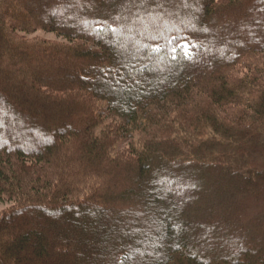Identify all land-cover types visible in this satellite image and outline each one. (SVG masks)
<instances>
[{
	"label": "trees",
	"instance_id": "trees-1",
	"mask_svg": "<svg viewBox=\"0 0 264 264\" xmlns=\"http://www.w3.org/2000/svg\"><path fill=\"white\" fill-rule=\"evenodd\" d=\"M18 1L0 0V264H264V0L177 5L144 56L127 0L80 5L85 28ZM173 37L195 55L160 73L149 46Z\"/></svg>",
	"mask_w": 264,
	"mask_h": 264
},
{
	"label": "rangeland",
	"instance_id": "rangeland-1",
	"mask_svg": "<svg viewBox=\"0 0 264 264\" xmlns=\"http://www.w3.org/2000/svg\"><path fill=\"white\" fill-rule=\"evenodd\" d=\"M20 1H21V3H19ZM20 1L14 2L12 6H8V3H7V6L9 7V10L11 11V13L14 11V9H17L19 7L23 8L24 5H28L25 0H20ZM34 1H36V0H34ZM34 1H29V2L32 4V3H34ZM50 1L51 0H47V3H44L42 8L33 9L31 12L32 14L30 13L31 16L32 15L33 16L40 15L43 18H48V16L55 14L58 18H60V17L65 18V15L69 14V15L73 16V18H70V19L77 26H80L83 28L86 27L87 17L86 16L84 17L81 14L78 15V13H76V12L79 11L80 5H82V4L89 8L90 4H88V2L90 0H61L62 2H64L66 4L65 9H62V10L61 9H59V10L53 9L52 10L50 8V4H51ZM53 1L58 2L59 0H53ZM201 1L202 0H200V2ZM200 2H199V0L196 2H195V0H186V2H185V0H163V7H156L155 3H150L147 5H140V4H132L130 2V0H127L126 7L124 8V11H123V13L128 17V21H130L129 23H127V25L132 24V21L136 18V14H138L141 17H143L144 22L147 23L149 27H148V30L145 31L143 24L139 20H136V23L131 27V29H129L128 27H126L125 29L124 28L119 29L118 30L119 35L123 38V42H126L128 47L129 46L131 47V50H132L131 52H137V54L144 56L145 53H147V49L145 47V46H147V44H146L148 42L147 40L149 39L150 36L154 35L152 33H154V31L156 29L161 31L162 25L165 24V22H167V24L169 23L173 27H176V29L179 28V25H177V23L175 24V18L178 16L179 17L181 16L179 13L176 12L177 5H183L182 6V9H183L182 14L184 16H187V19H188L191 15L199 16L202 13ZM3 7H6L5 3L2 4L1 9ZM196 7H198V8H196ZM153 16L158 17V19L155 22H153V20H152ZM19 19L26 20V19H29V16L28 17L27 16L19 17ZM184 27L187 29L195 30V32L198 30V26H196L195 24H192V23L188 24L187 26H184ZM261 29L262 28H260V30ZM204 31L205 32L208 31L207 33H209L210 30L208 28V29H205ZM36 34L40 38H43V39L62 40V39H60V37L56 36L52 32L46 33L43 31H38ZM5 39H6V36H5ZM1 42H3V37L0 40V45H1ZM149 51L153 54L154 57H156L159 60L158 68L160 70V73H167L169 71L170 66H171L170 63L167 62V58H171V54L163 53L162 51H159V52L154 51V47L151 45L149 46ZM32 55H35V54H32ZM0 56H1V50H0ZM127 56H129V55H127ZM127 58L129 59L130 57H127ZM129 63L125 64V65L127 67H130L131 65L136 66V65L141 64L142 62H141V60H139V61L134 60L133 62H131V65ZM64 65L65 64H63V63L60 64V66H64ZM118 73H119V70L116 73V75L113 74L115 77L111 78L110 77L111 75L109 74V72L105 71L104 72L105 80L114 86H119V85L122 86L125 84L126 85L132 84V81L130 79L119 77ZM5 77H6L7 81L10 80L9 78L11 77V75L9 74L8 71L5 72ZM135 79H137V78H134V80ZM30 102L32 103V101H30ZM76 106L78 107V108L76 107L77 109L83 107V106L78 105V104H76ZM53 107L54 106H52V108ZM75 113L77 115V112H75ZM75 113L73 115H75ZM75 118H76V116H71V119H75ZM26 124H31V125H28L29 127L34 126V129L33 128L30 129L32 132H36L39 130V128L36 125H32V123H30V122H26ZM44 130L45 129L42 127L39 131L41 132ZM8 131H11V130L8 129ZM51 131H52L51 129L48 131V132H50V133H48V134H50V136H52L54 134L53 132L51 133ZM41 134H43V133H41ZM41 134L37 136L34 134L30 135V133H29V136L33 137V141H37V143H38L37 146H39V147L44 142H46L48 139L44 135H41ZM20 137L25 138L23 136H20ZM28 137H26V139H28ZM9 205H10V201H0V216H1L3 211H5L7 208H9Z\"/></svg>",
	"mask_w": 264,
	"mask_h": 264
},
{
	"label": "snow or ice",
	"instance_id": "snow-or-ice-1",
	"mask_svg": "<svg viewBox=\"0 0 264 264\" xmlns=\"http://www.w3.org/2000/svg\"><path fill=\"white\" fill-rule=\"evenodd\" d=\"M130 2L132 4H140V5H147L150 3H155L156 7H163V0H130ZM186 2V0H185ZM117 19H120V17H117ZM125 20L128 19V17L124 18ZM158 19V17L153 16L152 20L153 22H155ZM136 20H139L144 27V30L147 31L148 30V24L144 22L143 17L139 16L138 14H136V18L132 21V24L129 25H123L121 27H128L129 29H131V27L136 23ZM165 24H167V22H165ZM113 32H116L117 29H112ZM163 35V33H161V36ZM152 39H160V36H152ZM172 39L174 40H180V39H185L183 37H173ZM193 45L191 43H189L186 39L184 43H177L175 45H173L171 43V40L168 41V49L169 52L171 54V59L172 60H176L177 56L175 55V53L177 52V50H179V52L181 53V55H183L185 58L187 59H192L195 55V53L189 51V49L192 47ZM154 51L159 52L160 48L157 47L156 49H154ZM2 109H0V113H2Z\"/></svg>",
	"mask_w": 264,
	"mask_h": 264
}]
</instances>
